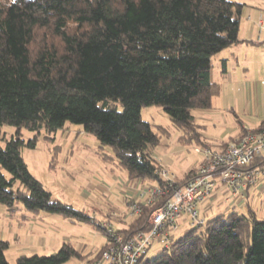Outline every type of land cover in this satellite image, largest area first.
<instances>
[{
	"label": "trees",
	"instance_id": "trees-1",
	"mask_svg": "<svg viewBox=\"0 0 264 264\" xmlns=\"http://www.w3.org/2000/svg\"><path fill=\"white\" fill-rule=\"evenodd\" d=\"M244 0H0V204L8 212L58 214L92 224L105 237L87 264L112 241L104 223L54 197L22 156L38 137L53 139L66 122L93 136L101 159L128 180L161 182L151 148L160 133L142 119L156 106L182 144H205L194 111L212 107L220 91L211 58L238 41ZM11 126L10 133L3 126ZM264 126V117L253 130ZM162 131L166 130L160 127ZM188 170L178 181L194 175ZM264 206V191L262 192ZM155 205L124 229H147ZM111 226V225H110ZM0 239V264H10ZM85 255L71 242L50 254H19L15 264H66ZM137 264H264V217L225 206L187 226L153 257Z\"/></svg>",
	"mask_w": 264,
	"mask_h": 264
},
{
	"label": "rangeland",
	"instance_id": "rangeland-1",
	"mask_svg": "<svg viewBox=\"0 0 264 264\" xmlns=\"http://www.w3.org/2000/svg\"><path fill=\"white\" fill-rule=\"evenodd\" d=\"M262 87L264 89V84ZM230 88L231 85L229 84L223 85L220 87L219 96H214L213 105L218 107V103H220L221 109L220 111L211 112L213 113V115H210L211 121L202 122L199 119L202 112L200 110L193 112L199 125L202 141L211 148H214L219 142L225 141L237 129V120L255 125L264 117V111H243L245 104L241 99H238L236 106L235 99L232 93L229 92ZM218 97H220L219 100ZM228 105H231L233 109ZM141 115L142 119L152 123L153 128L161 135L159 144L151 148L153 157L159 161L162 169H165L179 181L190 168L201 160V155L194 150V146L201 147L203 144H182L178 140L181 131L171 124L167 115L159 107L143 106ZM160 127H164L166 130L162 131ZM79 129L80 125L66 122L64 128L59 130L52 140L44 139L41 134L34 148L24 147L22 149L23 159L30 172L40 179L58 199L77 208L91 211L98 219L103 218L101 216L104 214L103 216L108 220L107 224H111L114 229L127 228L135 216L129 214L126 207L128 192L126 196H122L125 191L124 186L128 180L126 172L102 160L97 152L98 143L96 139ZM3 130L10 133L14 129L5 125ZM108 183H110L109 186ZM253 188L249 189L248 201L258 217L263 218L262 193L260 194L257 190L252 192ZM76 193H78L80 199ZM89 195H91L89 199H82L83 196ZM109 195H111L110 201L114 207L106 209L93 204L94 200L100 199L99 201L103 205ZM224 197L223 188L219 187L212 195V200L206 199L198 204L200 216L204 217L206 212L211 214L213 211L224 209L228 205ZM236 208L242 211L241 208ZM20 213V211L15 212L18 215L16 218H19ZM38 214L43 216L45 223L52 224L50 222H55V225L61 229L57 233L61 232L63 236L70 239L71 244L85 255L84 261H86V258L92 257L105 241L104 235L99 230H91L92 224L90 223L66 222V218L58 214L44 212ZM12 222L13 227L11 228L7 226L6 218L0 219V238L8 241L6 256L10 264H15L16 248L28 244L31 234L36 235V233L30 231L35 224L31 222H36V220H32L28 226H21L13 220ZM185 223L186 218L179 220V226L187 227L188 225ZM35 228H38L37 230L41 229V227ZM178 231L180 232L179 228L177 233ZM177 233L175 236H177ZM43 237L45 236L43 235ZM57 242L56 232L50 231L47 233L45 248L39 245L37 240L35 244L38 245V252L44 254L50 251L49 244L55 243V248L59 246L60 242L62 244V241ZM80 245L81 250L79 249ZM160 249L161 246L153 245L145 256L153 257ZM75 261L77 263L76 259H71L66 264H76Z\"/></svg>",
	"mask_w": 264,
	"mask_h": 264
},
{
	"label": "built area",
	"instance_id": "built-area-1",
	"mask_svg": "<svg viewBox=\"0 0 264 264\" xmlns=\"http://www.w3.org/2000/svg\"><path fill=\"white\" fill-rule=\"evenodd\" d=\"M258 23L264 25L259 18ZM220 148L195 147L201 163L194 175L183 183L165 169L159 171L161 182L127 180L128 213L137 217L146 205H155L146 220L145 230L122 238L109 226L112 241L103 249L95 264H137L153 245L167 247L178 230L179 220L188 226L204 222L198 204L223 188L228 206L249 208V189L264 191V126L253 130L247 124ZM214 198V197H213ZM112 228V229H111Z\"/></svg>",
	"mask_w": 264,
	"mask_h": 264
},
{
	"label": "crops",
	"instance_id": "crops-1",
	"mask_svg": "<svg viewBox=\"0 0 264 264\" xmlns=\"http://www.w3.org/2000/svg\"><path fill=\"white\" fill-rule=\"evenodd\" d=\"M244 1H245V5L242 9V14H241L239 29H238V41L220 50L219 52H217L216 54L212 56L210 77H211V80L213 82L218 83L220 87L223 85H228V84L231 85L229 92L232 93V96L235 99L236 106L238 104V99L239 100L241 99L243 104H245L243 111H251V112L264 111L263 110L264 109L263 107L264 89L262 87L264 84V25H260L258 23V19L260 18L264 24V0H244ZM218 94L217 96H219ZM221 95L222 93L220 94V96ZM219 98L220 97H218V100ZM228 106L231 107V109H233L231 105H228ZM220 109H221V104L218 103V107H217L216 105H213V100H212L211 108L197 109V110H200V112H202L201 113L202 115L199 116V119L202 122H209L211 121L210 115H213V113L211 112L220 111ZM260 121L256 123L255 125H252L244 121L237 120V129L231 135H229L225 141L219 142L216 146H214V148H217V149L222 148L230 138L239 134L242 131L241 129L242 124H247L250 128L254 129L259 125ZM202 146H205V145H202ZM200 163H201V160L194 167H198ZM109 184L110 183H108L107 185L109 186ZM44 186L47 189H49L45 184ZM108 186L106 187L109 188ZM257 188L254 187L252 189V192L256 191ZM72 192L74 193L75 191L73 190ZM126 193L127 191L125 190L122 193V196L123 197L124 195L126 196ZM76 194L77 196H79L78 193ZM91 195L86 196V197L83 196L84 198L82 197V199L83 200L89 199ZM53 196L56 197L55 195ZM110 196L111 195L108 196L106 202H104L103 205H101L102 202L99 201L100 199L94 200L93 204L94 205L96 204L97 207L102 206L103 208H106V209L114 207L111 204ZM79 199H80V196H79ZM85 211L88 212L89 214L91 213L92 215H95L91 211H88V210H85ZM219 211L221 210L213 211V213L211 214H208L206 212V215L203 218L206 219L207 217ZM103 215L104 214H102L101 216L103 218H99V220L104 223L107 220V218H105ZM0 216H1L0 219L1 218L7 219V226L11 228L13 227L12 220L17 222L21 226H24V225L28 226L32 220L34 219L36 220V222H31L35 224H34V227L30 229V231L36 233V235L31 234L28 240V244H26L25 246H19L18 248H16L17 256L23 253L25 254L39 253L38 248H37L38 245H36L35 242L37 240L39 245H42V247L45 248V244L47 242V233L50 231L56 232V237L58 238V242L59 241H62V243L70 242L69 241L70 239L67 236H63L61 232L57 233L61 231V229L55 225L54 221L50 222L52 224L45 223L43 216L39 215L38 213L36 214L25 213V217L20 218L21 216L19 215V218H16V216L18 217L17 214L8 212L7 209L3 205L0 204ZM65 221L76 223V221H74L71 218H66ZM35 227H41V229L37 230L38 228H35ZM91 228H92L91 230L93 231L97 230L93 225ZM178 228L180 229V232L178 231L177 236L186 227L179 226ZM43 235L45 237H43ZM61 235H62V238L60 237ZM55 243L49 244L50 251L48 253L55 252L61 246V242H60L59 246L55 248V245H56ZM81 248L82 247L80 245L79 249L81 250ZM48 253H44V254H48ZM92 257L86 258V261H84L83 259L82 261H77V263L75 261L74 263L87 264L86 262Z\"/></svg>",
	"mask_w": 264,
	"mask_h": 264
}]
</instances>
